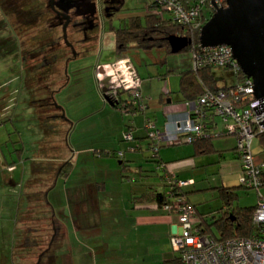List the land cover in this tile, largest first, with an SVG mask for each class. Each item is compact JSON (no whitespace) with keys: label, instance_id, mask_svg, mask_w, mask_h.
Here are the masks:
<instances>
[{"label":"rangeland","instance_id":"rangeland-1","mask_svg":"<svg viewBox=\"0 0 264 264\" xmlns=\"http://www.w3.org/2000/svg\"><path fill=\"white\" fill-rule=\"evenodd\" d=\"M48 1L36 0L42 4L39 9L42 14L35 26L24 31L27 34L23 33L20 37L18 25L9 30H1L8 31L4 37L0 36V169H4V173H0V197L5 200V239L8 234L10 236L8 231L10 225H13V218L12 222H8L7 217L9 214L14 216L19 199L21 201L18 207L22 212L24 208L21 205L28 197L44 199L49 191L47 186H50L46 180L48 181V176L51 175L52 167L58 166L56 158L63 157L61 164L67 157L72 159V147L78 142H81L83 147L91 145L92 150H99L100 145L115 140L121 144L120 148L114 149L117 153L125 151V156L135 159V163H132L130 168L127 166L121 176L118 174L120 158L109 157L113 165L118 167L117 174L116 170L112 172L109 169V164L100 162L103 164L101 170L107 167L104 176L108 181L105 190L99 194L102 198L117 199L119 203L121 191L126 193L131 189L139 192L147 183L157 184L161 188L162 170L154 162L146 160L148 152L128 149L140 140L136 136L146 135L142 127L144 115L125 112L113 107L104 99L99 68L104 71L116 69L118 78L124 83L123 87L128 86L130 78L135 76L142 94L154 103L162 93L167 98L175 99L179 96L180 73L192 66V53L187 50L171 52L165 47L154 46L132 47L121 53L115 51V28L128 26L134 16L143 22L145 14L149 11V0H119L112 13H96L92 23L80 22L82 16H76L73 22L66 26L65 35L64 26L60 24L49 27L58 21L49 5L45 6ZM204 14L206 17L210 16L206 9ZM8 16L6 19L12 21L11 14ZM2 18L3 13L0 10V20ZM110 91L122 99L127 96L126 92L117 95L115 87H111ZM149 113L151 116L152 111ZM155 113L157 125H162L165 119L164 110L158 108ZM66 120L70 126H67ZM127 124L132 125L131 132L135 136L132 140L124 138L125 133L129 131ZM218 128H223L221 120L218 121ZM79 134L80 137L75 138ZM212 140L215 146L222 150V156L215 152L201 157L189 173L181 171L174 174L180 179L193 178L190 180L194 183L184 187V190L189 191V199L201 207L198 208L200 212H213V216L217 218L218 209L224 201L218 187L224 185L229 186V190L236 194L234 205L255 206L259 200L264 199V185L259 187L258 191L240 185L242 159L231 149L235 145V137L232 134H221ZM188 145L190 143L165 144L160 149L189 147ZM251 153L255 164L264 161V147L257 137L251 143ZM167 155L170 163L180 160L173 159L176 156L173 150L167 152ZM81 159L87 158L81 155L80 163L75 167L70 181L81 178ZM74 160L75 156L73 164ZM9 164L17 167L14 178L16 184L13 185L4 184V176H11L6 170ZM135 164H141L143 167L140 177L135 171L138 170ZM100 175H103V172ZM31 180L34 185L26 192L24 184ZM52 180L54 184L55 178ZM62 181L63 177L60 175L58 183L48 194L50 200L55 197L56 211L59 213L61 209L58 207V201H62L60 198L64 192ZM108 202L110 208L117 206L114 201ZM43 208H46L45 203L35 209ZM208 215L209 222L212 223V214ZM211 228L210 235H221L215 225ZM154 238L155 236H140L133 242V264H180L177 261L165 263V259L179 258L180 254L172 246L166 249L163 241ZM128 259L129 257L126 258ZM125 263L128 264L127 261Z\"/></svg>","mask_w":264,"mask_h":264},{"label":"crops","instance_id":"crops-1","mask_svg":"<svg viewBox=\"0 0 264 264\" xmlns=\"http://www.w3.org/2000/svg\"><path fill=\"white\" fill-rule=\"evenodd\" d=\"M170 99L171 101L167 102L165 96V103L162 104L160 97L157 100L155 99L154 103L149 98L151 116L155 120L157 118L155 111L158 108L163 109L165 112L176 110L177 106L182 105V101H173L172 97ZM66 123L67 126H70L69 121L66 120ZM78 137H80V134L76 135L75 138ZM140 143L144 144V140L140 139ZM120 146V143L118 144L113 140L110 143L100 145V149L114 150L120 148ZM188 146L166 150L160 149L159 158L161 162L158 166L162 172L168 170L173 174H178L181 171L189 173V170L197 165L199 158L207 157L215 152L220 153V156L223 155L222 150L215 146L213 140L212 149H215L214 152H206V145L190 143ZM92 148L91 145L81 146V142H78L77 145L75 143L72 147V159L69 158L73 163V157L75 156L74 164L66 176L62 175L64 192L60 198L62 201H58L61 213L58 210L56 211L55 197L53 196L50 200L48 194L60 178L61 160H64L62 156L56 158L58 166L52 167L51 175L48 176V181L46 180V183H50V186H47L49 191H47L46 197L44 199L31 197L23 199L24 202L21 206H23L24 212L18 207L21 201L19 199L14 216L9 214L7 217L8 222H12L13 218V225H10V230L8 229L10 236L7 233L6 239L5 215L3 213L5 200L0 197V264H114L116 262L126 264L125 261L128 264H133L134 256L131 254L133 242L135 243L140 236H143V238L155 236L154 239L163 241L166 249L171 246L170 237L180 230L178 216L158 207L155 201L135 198L134 196L140 194L145 186L139 192L131 189H128L126 193L121 191L122 197L119 198V203L117 199L102 198L99 194L102 190H105L108 181L104 176L107 167L101 170L103 164H100V162L109 164V169L112 172L116 170V174L118 167L116 168L112 159L109 158L112 156H102L97 153V149L92 150ZM170 150L175 152L176 156L173 159H180L179 161L169 162L167 152L169 153ZM81 155L87 158L86 160L81 159V168H83L81 178L70 181L75 167L80 163ZM133 160H135L133 157L125 156L128 168L131 167L132 163H135ZM119 164L120 172L118 174L121 176L120 161ZM136 165L135 167L138 170L135 171L139 173L138 176L140 177L142 175L140 170H143V167L141 164ZM16 169V165H8L6 170L11 173V176H4V184H16L14 180ZM2 172L4 173L3 168L0 169V173ZM102 172L103 175H100ZM98 173L99 175H96ZM53 178L56 180L54 184H52ZM188 179L193 178L189 177L185 180ZM117 183L125 185L123 182ZM33 185L32 180L24 184L25 191L27 192ZM156 186L158 185L156 184ZM40 191L42 192V190ZM108 201H114L117 206L110 208ZM43 203L46 204V208L42 210L35 209ZM198 208L201 207L197 205L198 213H207L200 212ZM112 216L113 219H111ZM32 232L34 233L32 234ZM128 257L129 259L126 260Z\"/></svg>","mask_w":264,"mask_h":264},{"label":"built area","instance_id":"built-area-1","mask_svg":"<svg viewBox=\"0 0 264 264\" xmlns=\"http://www.w3.org/2000/svg\"><path fill=\"white\" fill-rule=\"evenodd\" d=\"M151 2L156 12H167L173 20L190 28L202 26L201 15L204 8L214 10L212 0H151ZM214 3L222 6L220 0H214ZM191 53L193 69L212 66L226 68L232 72L241 71L229 45L199 44ZM100 69V82L104 76H110L106 84L101 82L108 88L106 93L113 94L110 91L111 87H115V90L119 87L127 89L126 99L116 97V100L119 99V103L125 106L124 111H129L133 107L135 113L144 115L142 127L150 142L151 152L158 151L161 144L191 143L221 134H232L236 139L238 156L242 159L240 185L255 188L257 191L262 186L261 172L264 169V161L258 164L253 162L251 143L259 133L264 132V100L254 96L251 77L241 71L243 77L236 81L234 86L215 92L206 91L195 100L182 101V105L177 106L176 110L165 111L162 125H157L155 119L147 115L150 110L149 97L142 94L135 76L130 78V82L128 80V86L123 87L124 83L118 78L116 70H107L102 74ZM215 118L217 123L221 120L224 129L211 127L210 124L214 123ZM131 128L132 125L124 135L127 140L133 139ZM137 147L138 145L129 146L128 149L134 151ZM163 172L164 179L177 187L192 182L175 178L168 170ZM165 208L178 212L180 230L170 237V244L179 252L180 264H264V199L257 202L252 215L253 221L259 226V234L251 237L217 239L210 234L201 233L196 227L195 208L184 196H178L172 204L165 205Z\"/></svg>","mask_w":264,"mask_h":264},{"label":"trees","instance_id":"trees-1","mask_svg":"<svg viewBox=\"0 0 264 264\" xmlns=\"http://www.w3.org/2000/svg\"><path fill=\"white\" fill-rule=\"evenodd\" d=\"M31 1V0H30ZM29 0H0V10L3 13V18L0 20V36L3 37L8 33L1 32L3 29H11L18 25V34L21 35L24 33L25 30L30 29L34 24H36L37 20L41 17L42 10H39L42 4L36 2L34 0L32 3ZM30 2V3H29ZM221 4H225V0H220ZM37 3L39 4L37 6ZM49 5L48 3L45 6ZM149 11L144 16V21L142 22L141 19L137 16L131 18L129 25L124 27L115 28V51L117 53L124 52L132 47H144L150 48L154 46L165 47L167 51H171V47L168 41V36L170 35H182L186 36L190 39V42L182 49L192 52L194 49L199 47V28H190L189 26L182 25L171 18L169 13L161 11L156 12L155 6L153 2H149ZM207 10L210 15L213 13V10H208L207 8L203 9L201 18L202 23H204L209 17H206L204 14V10ZM11 14L12 21H8L6 18ZM9 17V16H8ZM5 19V20H4ZM52 21V20H51ZM8 22V23H7ZM59 23L51 26H56ZM35 26V25H34ZM35 28V27H34ZM33 28V29H34ZM48 28V26H47ZM29 33V32H28ZM27 34L24 33L23 35ZM1 38V37H0ZM34 40V39H33ZM181 50V51H182ZM243 77V73L239 70L238 72H232L226 68L220 67H212V66H202L197 69L191 68L186 69L180 73V86H179V96L172 100L175 101H186V100H195L201 94L206 91L215 92L219 89H227L230 86H234L236 81ZM220 82V83H219ZM116 91V90H115ZM122 92H126L128 95V90L121 87L117 88L116 94H121ZM102 95L103 92L101 91ZM113 94L108 95L112 101V106L117 107L120 110H123L125 106H122L119 103V99L116 100V95ZM104 97V96H103ZM119 97V96H118ZM120 98V97H119ZM122 99V98H121ZM126 99V97H125ZM165 95L162 93L160 96V101L162 104L165 103ZM150 107V106H149ZM134 108L125 110V112L133 113ZM150 110L148 111V115L150 116ZM135 113V112H134ZM152 117V116H151ZM155 119L154 117H152ZM214 123H211V127H217V118L213 120ZM127 127H130V124H127ZM135 136H133L134 138ZM138 139L144 140V144L140 143V140L136 142L138 145L137 149L134 151H143L146 150L149 156H146L148 161H152L156 164L157 167L160 164L159 158V150L160 147L165 145L161 144L158 148V151L155 153L149 150V140L147 135L145 136H136ZM262 147H264V132L259 133L256 136ZM255 137V138H256ZM192 144H200L202 146L206 145V152H214L215 149H212V138L207 139H199L196 141L191 142ZM233 152L235 154H239L236 149V142L233 147ZM119 152H122L121 154ZM118 153L115 150H98L102 156H112L116 158H120L121 163V170H125L127 168L126 161L124 158L125 151H119ZM220 154V153H219ZM123 158V159H121ZM73 163L71 159H67L65 162L61 164L59 173L63 176H66L72 167ZM141 169V168H140ZM140 171H143L142 169ZM262 185H264V169H262ZM164 172L161 174L162 178V187L156 186V184H146L144 190L134 196L138 199L148 200V201H155L158 207L166 210L169 213H174L177 215V211L174 209L170 210L165 208V205L172 204L174 199L178 196H184L186 201L190 203L195 208L196 214V227L199 228L201 233L203 234H211L212 232V225H215L218 230L220 231L221 235L216 237V235H212L217 239H227L231 237H251L254 235H258L259 226L253 221L252 215L254 209L257 205L252 207H244L234 205V198L236 194L229 190V186L222 185L218 187L221 191V195L224 198L223 205L218 209V217L216 218L213 212L207 213H198L196 207L197 205L194 204L188 197V192L184 190V187L193 183L190 182L186 185L177 187L175 184H169L163 176ZM175 176V175H174ZM175 178H177L175 176ZM180 179V178H178ZM185 180V179H183ZM170 190L171 195L168 194V190ZM212 214L213 221L212 223L209 222L208 214ZM212 224V225H211ZM177 261L180 263L179 258H173L165 260L164 262L171 263Z\"/></svg>","mask_w":264,"mask_h":264},{"label":"water","instance_id":"water-1","mask_svg":"<svg viewBox=\"0 0 264 264\" xmlns=\"http://www.w3.org/2000/svg\"><path fill=\"white\" fill-rule=\"evenodd\" d=\"M199 29L201 46L226 44L231 47L233 57L241 71L253 80L254 96L264 100V0H225L218 6ZM93 14V11H82ZM67 23L64 26V35ZM171 52L181 51L189 42L186 36L170 35ZM100 72L104 74L101 68ZM109 75L101 79L106 84ZM107 86L101 88L104 99L112 105ZM167 102L171 99L167 98Z\"/></svg>","mask_w":264,"mask_h":264},{"label":"flooded vegetation","instance_id":"flooded-vegetation-1","mask_svg":"<svg viewBox=\"0 0 264 264\" xmlns=\"http://www.w3.org/2000/svg\"><path fill=\"white\" fill-rule=\"evenodd\" d=\"M48 4L55 19L63 26L65 23L67 25L72 23L76 16H82L80 22L92 23L96 13L107 15L112 13L117 8L119 0H49ZM84 10L93 11V14L89 12L82 14Z\"/></svg>","mask_w":264,"mask_h":264}]
</instances>
